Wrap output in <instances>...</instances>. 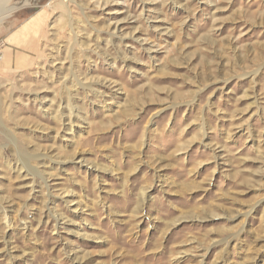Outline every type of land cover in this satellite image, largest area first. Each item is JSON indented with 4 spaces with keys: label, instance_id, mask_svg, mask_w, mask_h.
I'll use <instances>...</instances> for the list:
<instances>
[{
    "label": "rangeland",
    "instance_id": "374dc122",
    "mask_svg": "<svg viewBox=\"0 0 264 264\" xmlns=\"http://www.w3.org/2000/svg\"><path fill=\"white\" fill-rule=\"evenodd\" d=\"M0 10V264H264V0Z\"/></svg>",
    "mask_w": 264,
    "mask_h": 264
},
{
    "label": "bare ground",
    "instance_id": "6f19581e",
    "mask_svg": "<svg viewBox=\"0 0 264 264\" xmlns=\"http://www.w3.org/2000/svg\"><path fill=\"white\" fill-rule=\"evenodd\" d=\"M5 10V9H4ZM0 12H1V10H0ZM5 12V11H4ZM0 16H1V14H0Z\"/></svg>",
    "mask_w": 264,
    "mask_h": 264
}]
</instances>
